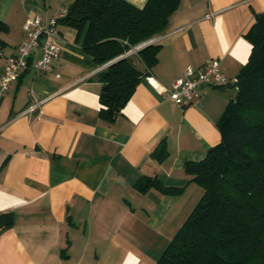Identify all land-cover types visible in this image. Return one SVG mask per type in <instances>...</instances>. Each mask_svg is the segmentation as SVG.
<instances>
[{
	"label": "crops",
	"instance_id": "obj_1",
	"mask_svg": "<svg viewBox=\"0 0 264 264\" xmlns=\"http://www.w3.org/2000/svg\"><path fill=\"white\" fill-rule=\"evenodd\" d=\"M74 2L0 0L9 26L0 81L27 19L60 18ZM262 13L264 0H182L166 31L150 40L161 46L154 66L143 63L139 46L126 54L143 78L109 122L99 117L104 66L85 53L76 29L59 27L62 53L52 73L29 69L3 94L0 85V213L14 216L0 232V264H156L204 195L188 166L222 141L218 124L236 91L203 87L182 107L151 79L171 88L189 65L211 59L238 77L253 49L246 32ZM44 99L41 117L27 115ZM154 178L182 193L138 188Z\"/></svg>",
	"mask_w": 264,
	"mask_h": 264
},
{
	"label": "trees",
	"instance_id": "obj_2",
	"mask_svg": "<svg viewBox=\"0 0 264 264\" xmlns=\"http://www.w3.org/2000/svg\"><path fill=\"white\" fill-rule=\"evenodd\" d=\"M181 3L148 0L138 8L126 0H75L58 18L59 27L76 29L85 53L104 66L97 77L102 120L122 112L143 78L126 54L164 33ZM254 20L246 32L253 49L239 72L240 90L218 124L222 141L203 162L188 166L204 195L156 264H264V13ZM8 29L0 20V60ZM160 47L138 50L148 68L158 61ZM138 188L174 195L183 190L155 178ZM13 223L12 212L0 213V232Z\"/></svg>",
	"mask_w": 264,
	"mask_h": 264
},
{
	"label": "built area",
	"instance_id": "obj_3",
	"mask_svg": "<svg viewBox=\"0 0 264 264\" xmlns=\"http://www.w3.org/2000/svg\"><path fill=\"white\" fill-rule=\"evenodd\" d=\"M58 24V18L45 21L41 16L30 17L24 24V39L17 49V53L7 58L0 85L1 94L7 91L11 84L20 79L23 73L33 69L39 75H47L54 71V61L62 53V35ZM155 43V40L150 41ZM38 58L35 59L36 52ZM133 52V50L131 51ZM183 77L178 79L171 88L160 85L152 80L155 89L164 93L169 100L172 99L182 107H188L201 97L203 87L220 86L232 88L236 92L240 90L239 77H229L221 69L219 59H211L200 67L189 65ZM59 77V75H57ZM0 94V95H1ZM47 99L36 101L27 108V115L39 112L43 114L41 107Z\"/></svg>",
	"mask_w": 264,
	"mask_h": 264
},
{
	"label": "rangeland",
	"instance_id": "obj_4",
	"mask_svg": "<svg viewBox=\"0 0 264 264\" xmlns=\"http://www.w3.org/2000/svg\"><path fill=\"white\" fill-rule=\"evenodd\" d=\"M144 44H151V42L148 41V42H146V43H144ZM144 44H142V45H144ZM140 46H141V45H140ZM140 46H139V47H140ZM134 50H136V49H134ZM134 50H133V51H134ZM236 96H237V92H236ZM234 99H235V97H234Z\"/></svg>",
	"mask_w": 264,
	"mask_h": 264
},
{
	"label": "water",
	"instance_id": "obj_5",
	"mask_svg": "<svg viewBox=\"0 0 264 264\" xmlns=\"http://www.w3.org/2000/svg\"><path fill=\"white\" fill-rule=\"evenodd\" d=\"M148 44H144L142 47H139V49L138 50H142V48H144L145 46H147ZM137 50V51H138Z\"/></svg>",
	"mask_w": 264,
	"mask_h": 264
}]
</instances>
